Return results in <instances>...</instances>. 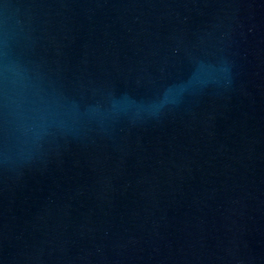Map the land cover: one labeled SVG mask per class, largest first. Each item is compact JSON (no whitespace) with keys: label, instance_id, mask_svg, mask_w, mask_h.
Here are the masks:
<instances>
[{"label":"water","instance_id":"water-1","mask_svg":"<svg viewBox=\"0 0 264 264\" xmlns=\"http://www.w3.org/2000/svg\"><path fill=\"white\" fill-rule=\"evenodd\" d=\"M0 264H264V0H0Z\"/></svg>","mask_w":264,"mask_h":264},{"label":"clouds","instance_id":"clouds-1","mask_svg":"<svg viewBox=\"0 0 264 264\" xmlns=\"http://www.w3.org/2000/svg\"><path fill=\"white\" fill-rule=\"evenodd\" d=\"M0 28H2L4 33L7 34L9 28V22L7 17L2 22H0Z\"/></svg>","mask_w":264,"mask_h":264}]
</instances>
